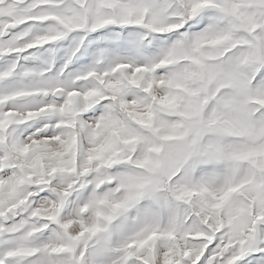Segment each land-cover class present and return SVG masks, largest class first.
<instances>
[{
    "label": "snow or ice",
    "instance_id": "1",
    "mask_svg": "<svg viewBox=\"0 0 264 264\" xmlns=\"http://www.w3.org/2000/svg\"><path fill=\"white\" fill-rule=\"evenodd\" d=\"M0 264H264V0H0Z\"/></svg>",
    "mask_w": 264,
    "mask_h": 264
}]
</instances>
